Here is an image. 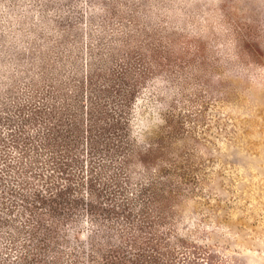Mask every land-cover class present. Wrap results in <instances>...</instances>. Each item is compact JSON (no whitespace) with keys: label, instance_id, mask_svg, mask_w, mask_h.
<instances>
[{"label":"rangeland","instance_id":"374dc122","mask_svg":"<svg viewBox=\"0 0 264 264\" xmlns=\"http://www.w3.org/2000/svg\"><path fill=\"white\" fill-rule=\"evenodd\" d=\"M0 264H264V0H0Z\"/></svg>","mask_w":264,"mask_h":264}]
</instances>
